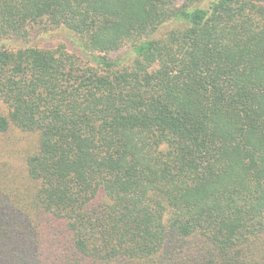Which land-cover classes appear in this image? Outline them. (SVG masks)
I'll return each mask as SVG.
<instances>
[{"label": "trees", "instance_id": "trees-1", "mask_svg": "<svg viewBox=\"0 0 264 264\" xmlns=\"http://www.w3.org/2000/svg\"><path fill=\"white\" fill-rule=\"evenodd\" d=\"M200 2L0 0V264H264V0Z\"/></svg>", "mask_w": 264, "mask_h": 264}, {"label": "rangeland", "instance_id": "rangeland-1", "mask_svg": "<svg viewBox=\"0 0 264 264\" xmlns=\"http://www.w3.org/2000/svg\"><path fill=\"white\" fill-rule=\"evenodd\" d=\"M183 1L184 0H178V4H182ZM208 2L209 0H203L200 4L207 5ZM172 26L173 23L164 24L160 27L157 35L165 34ZM29 41L31 44L37 46L55 47L62 44L68 51L88 58L86 53L83 52L84 46L81 39L64 27L45 29L40 28V26H35ZM15 44H17V42H15ZM109 56L116 58L118 56L130 57L131 55L129 47L125 46L118 51L109 53ZM90 57L91 62L94 63V60H92L93 55L90 54ZM35 139L36 135L33 132H25L16 127L9 129L7 132H0V145H3L2 151L4 153V158L1 160L6 161L7 165L11 166L13 171L21 173V169L24 166V157L28 149L34 145Z\"/></svg>", "mask_w": 264, "mask_h": 264}]
</instances>
